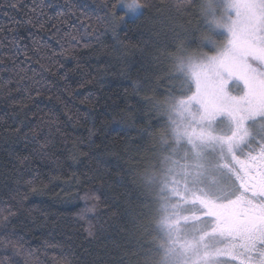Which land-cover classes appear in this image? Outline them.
Masks as SVG:
<instances>
[{"label": "trees", "instance_id": "trees-1", "mask_svg": "<svg viewBox=\"0 0 264 264\" xmlns=\"http://www.w3.org/2000/svg\"><path fill=\"white\" fill-rule=\"evenodd\" d=\"M13 2L0 8V264H162L160 185L183 145L169 109L194 92L184 61L224 44L220 1L140 0L99 38L81 21L98 27L105 0Z\"/></svg>", "mask_w": 264, "mask_h": 264}, {"label": "rangeland", "instance_id": "rangeland-1", "mask_svg": "<svg viewBox=\"0 0 264 264\" xmlns=\"http://www.w3.org/2000/svg\"><path fill=\"white\" fill-rule=\"evenodd\" d=\"M219 1L224 44L184 61L194 92L169 109L183 145L160 185L162 264H264V231L242 223L264 220V0Z\"/></svg>", "mask_w": 264, "mask_h": 264}, {"label": "snow or ice", "instance_id": "snow-or-ice-1", "mask_svg": "<svg viewBox=\"0 0 264 264\" xmlns=\"http://www.w3.org/2000/svg\"><path fill=\"white\" fill-rule=\"evenodd\" d=\"M5 6L8 8H11V9H17V4L15 2H13V0H5L4 4H0V8H3ZM79 7L87 9L89 6L86 3H81L79 5ZM142 7L148 8L149 5H147V4L137 5L134 2V0L132 3H126V0H105V3L103 4V6L99 10V12H97L95 10H93V12H92V15H95V17H96V24L98 27H93V25L91 23H88L86 26H84V21H81V25L83 27V34L89 35V36L94 35L97 38H99V36L101 34H103L99 29H103L104 31H111L112 35L116 36L117 35V29L119 27H121L122 25L126 26L129 15L131 14V16L135 17L137 15V13L140 12ZM121 8H123L124 11L122 12V14L118 15V12H120ZM100 13H102V15ZM71 15L75 16V13H71ZM82 15H83V13H82ZM91 18H92L91 16H86L85 20L90 21ZM28 23L31 24L32 21L29 20ZM64 23H67V20H65ZM41 27H43V25H41ZM73 39H76V37H73ZM13 43H15V41H13ZM24 55L27 59V53H24ZM2 63H3V61L0 60V64H2ZM17 68H19L18 75H20V73L25 72V69L22 67H19V65H17ZM20 78L23 79L24 77L21 76ZM33 83L39 84L40 81L35 80V78H33ZM36 94L37 95L40 94L39 89H37ZM69 119H71V117H69ZM15 131L19 132L20 129L17 128V129H15ZM32 136L35 139L37 137V133L33 132ZM40 147L42 149H46L47 145L41 144ZM26 159L27 158H25V160ZM21 163H24V160H22ZM29 183H31V182H29ZM33 190H35V189H33ZM89 234L91 235L90 229H89Z\"/></svg>", "mask_w": 264, "mask_h": 264}, {"label": "flooded vegetation", "instance_id": "flooded-vegetation-1", "mask_svg": "<svg viewBox=\"0 0 264 264\" xmlns=\"http://www.w3.org/2000/svg\"><path fill=\"white\" fill-rule=\"evenodd\" d=\"M227 219L230 220L231 217H228ZM252 222L255 223L256 225L254 226ZM252 222L249 220L242 221V223L247 224V226H249L250 228H253L255 230L259 229L260 231H264V220H252Z\"/></svg>", "mask_w": 264, "mask_h": 264}, {"label": "clouds", "instance_id": "clouds-1", "mask_svg": "<svg viewBox=\"0 0 264 264\" xmlns=\"http://www.w3.org/2000/svg\"><path fill=\"white\" fill-rule=\"evenodd\" d=\"M133 0H126V3H132ZM134 2L139 5L140 4V0H134Z\"/></svg>", "mask_w": 264, "mask_h": 264}]
</instances>
